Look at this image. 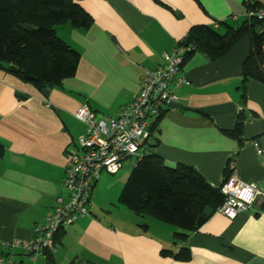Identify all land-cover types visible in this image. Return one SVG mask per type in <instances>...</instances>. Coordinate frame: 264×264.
I'll use <instances>...</instances> for the list:
<instances>
[{"label":"crops","instance_id":"1","mask_svg":"<svg viewBox=\"0 0 264 264\" xmlns=\"http://www.w3.org/2000/svg\"><path fill=\"white\" fill-rule=\"evenodd\" d=\"M74 1L93 20L84 31L69 24L56 28L81 55L74 77L43 96L32 83L0 70V242L31 239L52 214L56 198H67V155L79 150L78 137L85 130L75 118L81 106L87 104L106 121L117 119L139 94L145 71L163 66L165 55L192 27L238 29L252 4ZM251 1L264 6V0ZM250 51L251 39L245 35L216 61L200 52L183 61L177 77L186 83L174 87L177 100L164 108L151 143V151L167 166L194 168L215 188L233 178L256 183L264 192V82L243 79ZM237 124L241 132L234 137L229 133ZM132 162L128 178L136 165ZM126 177L119 178L120 194ZM93 195L90 217L60 230L53 251L36 260L19 251L11 256L13 264H48L49 254L55 264H264V214L242 212L231 221L216 211L175 244L179 230L174 226L134 213L136 221L103 215ZM182 249L189 252L187 261L175 258Z\"/></svg>","mask_w":264,"mask_h":264},{"label":"trees","instance_id":"2","mask_svg":"<svg viewBox=\"0 0 264 264\" xmlns=\"http://www.w3.org/2000/svg\"><path fill=\"white\" fill-rule=\"evenodd\" d=\"M250 2L248 9H256L257 5ZM92 22V17L74 0H0V70L32 83L47 96L62 81L75 76L81 58L76 49L57 35L56 28L69 24L84 31ZM245 35L250 36L251 51L243 79L264 82V33L260 32L257 21L244 22L238 29L226 31L204 25L192 27L181 44L194 49L185 50L183 59L200 52L210 61H216ZM240 132L241 126L237 124L229 134L237 137ZM150 144L136 160L118 203L139 217H150L177 228L179 232L174 233L177 244L199 229L197 221L205 208L218 211L225 196L222 186L212 187L194 168L167 166L160 155L151 151ZM175 258L187 261L190 255L182 249ZM48 264H55L51 254Z\"/></svg>","mask_w":264,"mask_h":264},{"label":"built area","instance_id":"3","mask_svg":"<svg viewBox=\"0 0 264 264\" xmlns=\"http://www.w3.org/2000/svg\"><path fill=\"white\" fill-rule=\"evenodd\" d=\"M243 18L247 23L259 22L260 32L264 33V6L247 9ZM193 49L179 44L165 55L163 66L145 71L139 94L117 119L106 121L86 104L78 109L75 118L85 130L78 137L79 150L67 155L63 179L67 198H56L52 214L33 230L31 239L0 242L4 251L0 253V264H13L11 256L17 250L36 260L54 250L55 237L60 230L90 217L91 197L102 173L116 175L128 158H139L164 108H171L176 102L174 87L186 83L185 79L177 77L184 61L183 53ZM261 152L259 150V154ZM221 192L225 201L217 212L227 219L232 221L247 211L264 214V192L256 183L232 178L222 185Z\"/></svg>","mask_w":264,"mask_h":264},{"label":"rangeland","instance_id":"4","mask_svg":"<svg viewBox=\"0 0 264 264\" xmlns=\"http://www.w3.org/2000/svg\"><path fill=\"white\" fill-rule=\"evenodd\" d=\"M243 21L245 18H242ZM155 126V125H154ZM155 136L154 127L152 132H150V136L145 144V147H148L150 143H152L153 138ZM151 145V144H150ZM138 158H128L123 165V169L120 170L118 175L111 176L107 173H104L100 180L97 183L96 189L94 191V199L93 205L97 209L98 213H102L103 215L107 214L115 217V219L119 220H127L136 221V216L132 212H130L126 207L117 203L118 197L120 195V190L122 188V184L119 182V178L121 175H127V169L129 173V168L132 161L136 162ZM128 177L125 178V184ZM140 218V217H139ZM142 219V218H140ZM143 220V219H142ZM150 220L147 221L149 223ZM19 251H14L13 254H17Z\"/></svg>","mask_w":264,"mask_h":264},{"label":"water","instance_id":"5","mask_svg":"<svg viewBox=\"0 0 264 264\" xmlns=\"http://www.w3.org/2000/svg\"><path fill=\"white\" fill-rule=\"evenodd\" d=\"M215 211L209 207L205 208L202 216L199 217L197 221V228H200L208 218H210L212 215H214Z\"/></svg>","mask_w":264,"mask_h":264},{"label":"bare ground","instance_id":"6","mask_svg":"<svg viewBox=\"0 0 264 264\" xmlns=\"http://www.w3.org/2000/svg\"><path fill=\"white\" fill-rule=\"evenodd\" d=\"M87 105V104H86ZM89 107V106H88ZM90 108V107H89ZM93 112H95V111H93ZM96 113V112H95ZM98 114V113H97ZM78 147H79V145H78Z\"/></svg>","mask_w":264,"mask_h":264}]
</instances>
